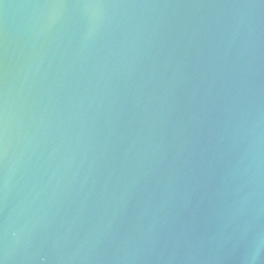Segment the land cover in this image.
<instances>
[{
  "label": "water",
  "instance_id": "water-1",
  "mask_svg": "<svg viewBox=\"0 0 264 264\" xmlns=\"http://www.w3.org/2000/svg\"><path fill=\"white\" fill-rule=\"evenodd\" d=\"M2 264H264V0H3Z\"/></svg>",
  "mask_w": 264,
  "mask_h": 264
},
{
  "label": "snow or ice",
  "instance_id": "snow-or-ice-1",
  "mask_svg": "<svg viewBox=\"0 0 264 264\" xmlns=\"http://www.w3.org/2000/svg\"><path fill=\"white\" fill-rule=\"evenodd\" d=\"M0 4H3V0H0ZM0 264H2V262H0Z\"/></svg>",
  "mask_w": 264,
  "mask_h": 264
}]
</instances>
